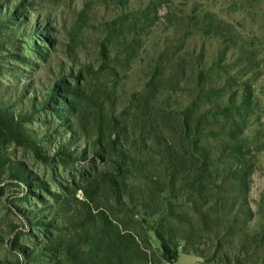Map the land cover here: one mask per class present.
Returning <instances> with one entry per match:
<instances>
[{
	"label": "rangeland",
	"instance_id": "rangeland-1",
	"mask_svg": "<svg viewBox=\"0 0 264 264\" xmlns=\"http://www.w3.org/2000/svg\"><path fill=\"white\" fill-rule=\"evenodd\" d=\"M175 4L171 11L176 17L189 15L197 29H203L205 21L208 36L203 41L207 46L214 42L210 64L220 69L217 76L236 80H231L233 89L243 82L252 86L254 109L246 134L252 146L245 160L253 171L246 207L238 217L228 215L232 230L226 236L222 232L209 234V240L203 236L197 246L206 258L186 251L182 242L173 264H207L220 245L231 264H264V0H178ZM5 6L6 2L0 3V15ZM168 7L165 1L160 15ZM136 8L131 0H19L14 13L0 20V107L13 113L14 126L37 147L0 142V264H79L73 255L89 257L103 241L101 236L107 237L103 229L89 243L79 240L82 227L89 235L95 233L90 221L85 227L81 222L90 212L91 217H105L114 228L135 238L126 264H167L155 232L160 217L152 214L157 209L150 193L154 185L143 177L153 171L155 181L154 169H140L138 175L129 162L124 163L127 177L116 179L117 185L110 164L80 152L86 149L81 126L91 135L92 125L102 119L99 105L106 100L101 93L115 81V61L101 59L98 45L111 32L131 29ZM79 57L92 68L74 71ZM51 67L59 81L52 83V97L45 98L48 91L43 85L51 82ZM132 83L126 82L129 87ZM27 104L30 108L24 109ZM89 107L95 109L92 116L87 114ZM125 108V103L119 105V112ZM208 142L215 145L214 140ZM59 152H69V157L77 154L79 161L66 162ZM184 199L181 193L178 201L171 202L182 204ZM160 206L166 207L163 202ZM99 218H95L97 229L104 228ZM60 242L77 246L68 251Z\"/></svg>",
	"mask_w": 264,
	"mask_h": 264
},
{
	"label": "trees",
	"instance_id": "trees-1",
	"mask_svg": "<svg viewBox=\"0 0 264 264\" xmlns=\"http://www.w3.org/2000/svg\"><path fill=\"white\" fill-rule=\"evenodd\" d=\"M131 1L138 6L133 27L116 35L115 31L111 32L106 42L98 45L101 59L108 61V57H113L115 61V81L111 87L105 86L101 93L106 100L99 105L102 119L92 125L91 135L81 126L86 136L81 143L86 149L80 152L110 164L117 185L120 182L116 179L123 181L127 177L122 171L124 163L129 162L138 175H141L140 169H154L155 181L151 177L153 171L143 177L154 185L150 193L157 209H153L152 214L160 217L155 232L163 248V261L173 264L182 242L186 243V251L192 250L204 259L207 256L197 246L203 236L208 240L211 233L218 236L222 232L226 236L232 230L228 229V215L238 217L241 208L248 203L249 179L253 171L245 160L252 146L246 134L254 109L253 88L243 82L238 89H233V77L217 76L220 69L210 64L214 42L210 41L207 46L203 41L208 36L203 30L205 21L201 23L203 29H197L189 15L176 17L171 10L178 0ZM165 1L169 7L162 16L159 8ZM1 2H6L5 11L0 15V20H4L14 13L19 0ZM27 27L32 29L31 24ZM28 29L23 33H28ZM79 58H75V65L79 67L73 68L74 71L84 72L83 66L92 68ZM62 66L60 63L59 73ZM50 74V84L43 85L48 91L45 98L52 97V83L59 81L52 67ZM129 80L134 82L132 87L126 84ZM124 103L126 108L119 112V105ZM27 108H30L28 104L24 109ZM94 110L89 107L87 114L92 116ZM12 114L0 107V142L37 149L31 139L14 126ZM71 134L75 138V131ZM209 140H214L215 145ZM59 154L66 162L79 161L77 154L72 157L69 152ZM220 184H224L225 189ZM181 193L185 201L172 203L179 200ZM161 202L167 209L161 208ZM236 205H240L239 210L235 209ZM95 218L99 217H91V212L83 217V226L90 221L95 233L89 235L81 224L79 240L89 243L101 236L98 231L104 232L103 229L107 237L101 236L103 241H98V248L89 257L76 254L73 258H77L79 264H126L135 238L114 228L105 217L99 218L104 228L97 229ZM59 244L68 251L77 246V243ZM206 263L231 264V258L220 245Z\"/></svg>",
	"mask_w": 264,
	"mask_h": 264
}]
</instances>
